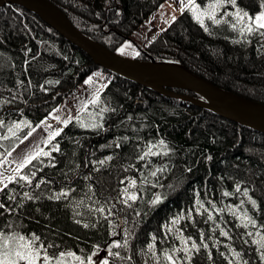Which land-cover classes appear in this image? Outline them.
Segmentation results:
<instances>
[{
	"label": "trees",
	"instance_id": "obj_1",
	"mask_svg": "<svg viewBox=\"0 0 264 264\" xmlns=\"http://www.w3.org/2000/svg\"><path fill=\"white\" fill-rule=\"evenodd\" d=\"M84 35L181 63L264 104V0H194L146 49L165 0H50ZM96 71L107 84L0 188V251L122 264H264V135L97 67L37 15L0 9V163ZM194 96L193 94L182 92ZM116 252V251H113Z\"/></svg>",
	"mask_w": 264,
	"mask_h": 264
},
{
	"label": "water",
	"instance_id": "obj_2",
	"mask_svg": "<svg viewBox=\"0 0 264 264\" xmlns=\"http://www.w3.org/2000/svg\"><path fill=\"white\" fill-rule=\"evenodd\" d=\"M7 5L21 7L37 15L70 44L85 52L97 67L153 90L160 95L190 102L225 120L264 135V104L220 88L191 72L181 63L157 61L141 48L139 51L145 54L148 60L141 61L121 56L84 35L73 25L69 17L50 0H0V9ZM119 220L116 238L121 240L124 222L122 217Z\"/></svg>",
	"mask_w": 264,
	"mask_h": 264
},
{
	"label": "rangeland",
	"instance_id": "obj_3",
	"mask_svg": "<svg viewBox=\"0 0 264 264\" xmlns=\"http://www.w3.org/2000/svg\"><path fill=\"white\" fill-rule=\"evenodd\" d=\"M193 1L165 0L147 19L144 25L137 30L135 35L136 43L146 49L148 44L146 40L149 39L148 42L150 44L155 36L163 28L169 26ZM257 23L260 25L264 24V19H258ZM117 54L127 58H134L138 54V47H135L130 42H125L117 50ZM107 81L105 73L96 71L75 90L71 97L65 99L63 103L55 108L50 116L22 141L11 157L0 163V188L4 179L8 180L11 175L19 174L25 165L41 155L43 146L54 140L70 119L78 111L84 109L90 100L98 97L100 90L106 86ZM3 246L5 248L1 249L3 254L0 251V264H37L35 253L25 251L22 243H17V241L6 242L3 243ZM57 263L65 264L63 262Z\"/></svg>",
	"mask_w": 264,
	"mask_h": 264
},
{
	"label": "flooded vegetation",
	"instance_id": "obj_4",
	"mask_svg": "<svg viewBox=\"0 0 264 264\" xmlns=\"http://www.w3.org/2000/svg\"><path fill=\"white\" fill-rule=\"evenodd\" d=\"M120 242L121 240L115 238L111 247L102 250V252L100 253H97V255H95L91 260H87V261L76 260L75 263L70 262L66 264H122L121 261H119L121 258V255L118 252V250L120 249L119 247ZM113 251H116V252H113ZM35 257L37 259L36 260L37 264H58L57 262L65 263L64 259H56L52 257L49 258V257L41 256L38 254H35Z\"/></svg>",
	"mask_w": 264,
	"mask_h": 264
}]
</instances>
